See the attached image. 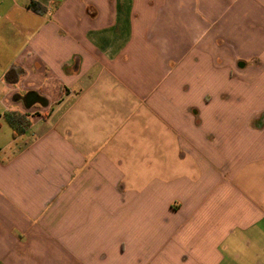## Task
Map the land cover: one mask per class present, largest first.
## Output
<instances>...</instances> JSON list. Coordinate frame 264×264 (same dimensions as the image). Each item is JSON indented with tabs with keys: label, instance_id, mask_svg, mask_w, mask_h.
Instances as JSON below:
<instances>
[{
	"label": "crops",
	"instance_id": "0c3cea01",
	"mask_svg": "<svg viewBox=\"0 0 264 264\" xmlns=\"http://www.w3.org/2000/svg\"><path fill=\"white\" fill-rule=\"evenodd\" d=\"M0 264H264V0H0Z\"/></svg>",
	"mask_w": 264,
	"mask_h": 264
},
{
	"label": "trees",
	"instance_id": "16d2710c",
	"mask_svg": "<svg viewBox=\"0 0 264 264\" xmlns=\"http://www.w3.org/2000/svg\"><path fill=\"white\" fill-rule=\"evenodd\" d=\"M31 9L36 12H42L44 9L35 3L31 4ZM6 121L12 127L16 135H21L29 127L30 123L26 118L18 113H11L5 115Z\"/></svg>",
	"mask_w": 264,
	"mask_h": 264
},
{
	"label": "water",
	"instance_id": "95a60500",
	"mask_svg": "<svg viewBox=\"0 0 264 264\" xmlns=\"http://www.w3.org/2000/svg\"><path fill=\"white\" fill-rule=\"evenodd\" d=\"M19 100H22L25 102V106L27 109H30L31 107L40 104L43 107H47L48 106V102L45 98L40 97L37 93H29L28 95H26L25 98H18Z\"/></svg>",
	"mask_w": 264,
	"mask_h": 264
},
{
	"label": "flooded vegetation",
	"instance_id": "af4514ba",
	"mask_svg": "<svg viewBox=\"0 0 264 264\" xmlns=\"http://www.w3.org/2000/svg\"><path fill=\"white\" fill-rule=\"evenodd\" d=\"M25 98V97H24ZM24 102V101H23ZM24 104H25V102H24Z\"/></svg>",
	"mask_w": 264,
	"mask_h": 264
},
{
	"label": "rangeland",
	"instance_id": "374dc122",
	"mask_svg": "<svg viewBox=\"0 0 264 264\" xmlns=\"http://www.w3.org/2000/svg\"><path fill=\"white\" fill-rule=\"evenodd\" d=\"M21 105H25V104H21Z\"/></svg>",
	"mask_w": 264,
	"mask_h": 264
}]
</instances>
